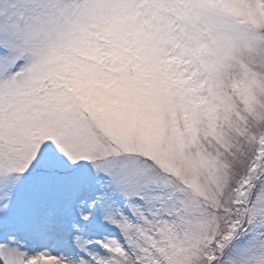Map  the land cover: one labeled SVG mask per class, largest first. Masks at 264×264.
Masks as SVG:
<instances>
[{"label": "snow or ice", "instance_id": "6c2138e0", "mask_svg": "<svg viewBox=\"0 0 264 264\" xmlns=\"http://www.w3.org/2000/svg\"><path fill=\"white\" fill-rule=\"evenodd\" d=\"M0 264H264V0H0Z\"/></svg>", "mask_w": 264, "mask_h": 264}]
</instances>
